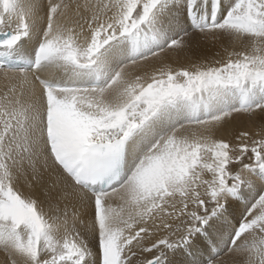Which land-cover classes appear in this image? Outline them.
I'll list each match as a JSON object with an SVG mask.
<instances>
[{
  "label": "snow or ice",
  "instance_id": "1",
  "mask_svg": "<svg viewBox=\"0 0 264 264\" xmlns=\"http://www.w3.org/2000/svg\"><path fill=\"white\" fill-rule=\"evenodd\" d=\"M0 264H264V0H0Z\"/></svg>",
  "mask_w": 264,
  "mask_h": 264
},
{
  "label": "bare ground",
  "instance_id": "2",
  "mask_svg": "<svg viewBox=\"0 0 264 264\" xmlns=\"http://www.w3.org/2000/svg\"><path fill=\"white\" fill-rule=\"evenodd\" d=\"M180 62L181 63H187V60L182 59ZM234 126L237 128H252V129H254V125L248 121H238L235 123Z\"/></svg>",
  "mask_w": 264,
  "mask_h": 264
}]
</instances>
